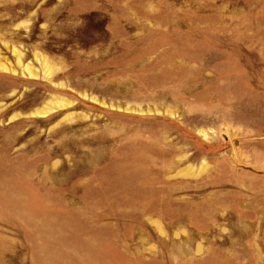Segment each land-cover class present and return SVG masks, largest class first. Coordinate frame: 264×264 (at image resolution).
Wrapping results in <instances>:
<instances>
[{"label":"rangeland","instance_id":"rangeland-1","mask_svg":"<svg viewBox=\"0 0 264 264\" xmlns=\"http://www.w3.org/2000/svg\"><path fill=\"white\" fill-rule=\"evenodd\" d=\"M0 264H264V0H0Z\"/></svg>","mask_w":264,"mask_h":264}]
</instances>
